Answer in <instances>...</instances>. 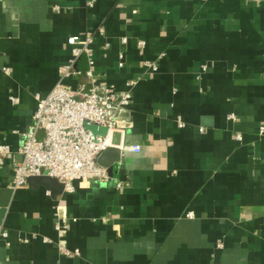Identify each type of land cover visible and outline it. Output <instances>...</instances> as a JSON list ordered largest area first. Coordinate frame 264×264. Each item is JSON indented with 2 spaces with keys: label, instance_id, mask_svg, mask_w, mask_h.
Returning <instances> with one entry per match:
<instances>
[{
  "label": "crops",
  "instance_id": "1",
  "mask_svg": "<svg viewBox=\"0 0 264 264\" xmlns=\"http://www.w3.org/2000/svg\"><path fill=\"white\" fill-rule=\"evenodd\" d=\"M86 32L92 77L134 81L120 158L70 191L0 164V264H264V0H0V143Z\"/></svg>",
  "mask_w": 264,
  "mask_h": 264
},
{
  "label": "built area",
  "instance_id": "2",
  "mask_svg": "<svg viewBox=\"0 0 264 264\" xmlns=\"http://www.w3.org/2000/svg\"><path fill=\"white\" fill-rule=\"evenodd\" d=\"M92 38L90 32L67 37L71 55L58 67L59 77L51 89L44 95L34 93L36 106L29 125L19 133L21 140L17 149L12 150L7 143H0V164L7 163L12 170V188L22 186L28 177L39 175L56 178L67 191L72 190L73 181L77 179L108 180L107 168L99 165L95 158L108 146H123V138L132 124L126 110L131 103L130 88L134 81L128 80L127 88L116 90L92 77L93 60L89 53ZM81 53L88 55L89 68L85 72L91 82L88 87L82 83L72 86L68 82L80 72L73 68V64ZM118 64L120 66L121 62ZM151 66L156 68L153 63ZM85 123L106 127V132L93 134ZM114 133L118 134V144L112 142ZM259 134H263L262 127ZM236 137L240 138L238 134ZM132 149L138 151L139 147L133 145ZM186 216H192L191 212ZM66 223L65 218L55 223L60 236ZM59 248L67 256L79 255L77 248Z\"/></svg>",
  "mask_w": 264,
  "mask_h": 264
},
{
  "label": "water",
  "instance_id": "3",
  "mask_svg": "<svg viewBox=\"0 0 264 264\" xmlns=\"http://www.w3.org/2000/svg\"><path fill=\"white\" fill-rule=\"evenodd\" d=\"M84 125L93 134H97V133L105 134L106 132V127L97 126L95 124H87V123H85ZM112 142L114 144H118L119 138L117 133L113 134ZM119 158H120V149L116 145H113V146H108L104 148L102 151H100L96 155L95 161L103 167L110 168L114 162L119 160ZM32 179H38L42 182V184L46 186L58 184L59 188L63 187L62 182L58 181L56 178L51 176H47V175L31 176L28 177L26 181H30Z\"/></svg>",
  "mask_w": 264,
  "mask_h": 264
}]
</instances>
